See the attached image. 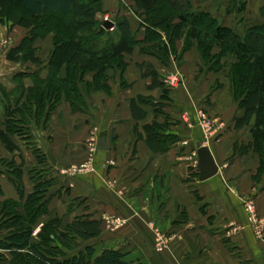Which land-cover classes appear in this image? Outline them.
Instances as JSON below:
<instances>
[{
	"label": "crops",
	"instance_id": "crops-1",
	"mask_svg": "<svg viewBox=\"0 0 264 264\" xmlns=\"http://www.w3.org/2000/svg\"><path fill=\"white\" fill-rule=\"evenodd\" d=\"M193 2L211 15L218 9L226 10L221 0ZM251 3L253 7L247 6L241 14L246 21L250 13L255 14L252 8L264 6V0ZM224 17L221 14L222 20ZM231 18L222 24L230 26ZM248 23L244 25L250 26ZM135 52L125 56L128 66L123 77L128 87L124 90L116 85L110 95L91 94L83 113H73L62 98L42 118L33 116L30 124L20 125L21 132L10 136L16 147L13 151L0 139V225L12 217L4 216L8 213L4 210L17 205L16 212L24 213L21 206L39 182L35 173L48 170L53 180L46 195L48 212L35 224L31 243H39L40 229L50 220L59 219L60 230L77 219L93 220L101 222L100 236L87 242L77 240L78 247L68 251L70 257L91 246L95 255L119 251L129 264H264V245L247 227L244 208L252 201L264 223V172H260L258 156L248 147L250 126L234 128V119L243 112L234 109L222 90L211 89L217 74L197 72L198 68L189 65L183 72V87L173 88L163 100L162 89L151 88L150 80L141 78L133 59ZM6 55L0 61V122L8 119L9 108L17 105L16 109H21L25 104L15 75L32 74L16 68ZM138 57L139 63L152 64L158 74L168 71L151 56ZM42 70L38 76L44 79L48 72ZM22 82L26 89L32 86L29 78ZM139 97L160 103L153 108L143 106L146 118L142 121L130 110L131 101ZM202 109L215 123L210 135L203 134L196 117ZM152 123L167 126L164 135H175V144L167 149L157 144L151 149L143 127ZM91 136L95 141L102 137L107 141L104 152L96 150L95 142L93 171L62 175V171L87 161ZM198 141L209 148L219 169L215 177L204 182L198 181L194 155ZM241 147L246 149L239 154ZM39 154L45 156V163L38 162ZM103 217L121 219L125 224L111 230ZM13 230L0 227V244L7 243ZM157 233L167 238L159 252ZM11 261L9 252L0 248V264Z\"/></svg>",
	"mask_w": 264,
	"mask_h": 264
},
{
	"label": "trees",
	"instance_id": "trees-1",
	"mask_svg": "<svg viewBox=\"0 0 264 264\" xmlns=\"http://www.w3.org/2000/svg\"><path fill=\"white\" fill-rule=\"evenodd\" d=\"M129 1L134 12L140 13L138 25L133 28L132 18L117 16L110 18L111 29H102L105 21L99 22L96 16L103 12V0H0V22L11 21L28 30L19 45L9 50L8 61L22 63L29 60L41 65V60L33 53L36 51L33 46L37 41L51 37L53 47L46 64V78L41 79L34 73L33 86L25 89L22 80L26 75H15L19 93L21 97L25 96V104L21 109H16V105L11 112L8 111V119L0 122L3 144L10 151L15 150L10 136L21 132L20 125H25L29 119L42 118L46 110L52 111L61 96L73 113H83L87 108L86 99L91 94L109 93L112 76L117 74L122 80L127 68L125 56L133 54L136 47L141 48L140 54L151 56L163 67H168L170 45L184 40L196 43L202 58L206 59L213 49L228 51L234 58L231 81L235 86L233 91L238 98V108L243 112L234 119V128L239 130L250 126L252 140L248 147L258 156L260 172H264V21L247 26L240 33L220 23L209 12L194 9L191 0ZM140 31H143L142 36L137 37L136 33ZM144 46H150L149 50H142ZM153 71L149 76L155 83L159 75ZM208 71L212 72L211 69ZM89 76L90 80L87 79ZM167 98V95L162 96L163 100ZM82 101L85 107L78 104ZM155 104L139 97L131 101L130 110L137 121H142L146 118L143 106L153 108ZM143 130L145 142L153 150L157 144L167 149L177 140L173 134L164 135L168 130L165 125L152 123ZM241 148L239 154L246 149ZM37 159L40 164L45 163L43 154ZM51 185L50 179H39L33 193L21 206L23 214L16 212L17 205L4 210L8 212H4V216L12 217L0 227L15 230L6 239L8 244H0V248L9 252L11 264H129L119 251L105 250L95 255L91 246H86L74 257L69 256L68 251L78 247L77 240L87 242L100 236V221L77 219L61 232L60 220L53 219L41 227L40 242L31 243L35 224L48 212L46 195ZM68 240L73 244L67 246ZM48 243L52 244L53 250L49 255L41 250Z\"/></svg>",
	"mask_w": 264,
	"mask_h": 264
},
{
	"label": "rangeland",
	"instance_id": "rangeland-1",
	"mask_svg": "<svg viewBox=\"0 0 264 264\" xmlns=\"http://www.w3.org/2000/svg\"><path fill=\"white\" fill-rule=\"evenodd\" d=\"M192 1V5L194 9H198V10H202L196 7V5L194 4V0ZM221 1H225L226 4V10L221 11L220 9H218V11L216 10L215 14L212 16L214 18H217L219 20L220 23H222V21H224L225 19H227L229 21V17L231 18V23L229 27L234 28L237 32L242 33V31L248 26V25H244V23L247 24V21L249 20L250 25H253L255 23H262L264 21V6L261 9L255 10L254 8H252L251 10L253 12H255V17L254 15H252V13H250L249 18L246 17V19H248L247 21L245 20V17L241 14H244L246 12V7H253L251 0H221ZM105 4H104V8H103V12L100 14H97V19L99 22L101 21H110L111 19H114V17L117 16H122V17H128V18H132L134 21V27L135 28L139 23V16L140 13H135L132 7V3L129 0H105ZM219 2V1H218ZM119 8V9H118ZM118 9V10H117ZM204 11V10H202ZM257 13V14H256ZM221 14H225V17L223 18V20L221 19ZM242 17V19L240 20V18ZM105 18V19H104ZM244 22V23H243ZM110 32V31H109ZM142 32L140 31L137 34V37H141L142 36ZM28 34V30H26L25 28H22L20 26L14 25L11 21L9 22H4L1 23L0 22V61L2 60L1 58H4L5 53L9 52L10 49L16 47L17 45H19V43L21 42V40ZM51 37H48L46 39L40 40L39 43H36L33 47L36 51H34V55L35 57L39 58L41 60V65H36L34 63H32L31 61H24V62H20V63H14L13 65L16 66V68H22L24 69V72H28V73H32L27 77L24 78H29L32 86H33V80H32V76L34 73L40 72V70L47 71V66L46 64L48 63V57L49 54L52 50V41H51ZM149 47H142V50H149ZM141 48L136 47L134 51H136L134 53V61L137 62L136 63V67L140 68L141 71V78H145L146 80H150L151 83V88H152V84L153 87H157L159 85V83H161V85H159V87L162 89V96H165L172 92L173 89H169L167 88L166 84H165V78L167 76H171L173 74H176L178 76L179 79V84L180 86L183 87L185 81H184V76L185 75L183 72L186 71L187 66H191V67H196L198 68L197 72H199L201 70V72L205 73L206 71H208V69H211L213 74H217V79H215L214 82H212V86L211 89H217V90H222L223 94L222 96L225 97H229V102L230 104L234 107V109L238 108V98L237 96L234 94V85L232 83V78H233V68H232V64H234L235 60L234 58L230 55V53L228 51H223L220 52V50L218 49H213L211 50L209 56L205 59L202 58V56L200 55V48L198 47V45L196 43H192V42H186L184 40L179 41V42H175L172 43V45H170L169 48V56H170V63L168 67H165L166 70L168 71H164L162 70V72H160L159 78H157L155 80V83L152 81L151 76H149L151 70L154 69V71L156 73H158V69L155 68L152 64L150 63H139L138 61H140V58L138 57L139 55H144V54H140L139 51ZM7 58V55H6ZM196 61V63L194 62ZM141 62V61H140ZM13 63V62H10ZM125 63L127 64V62L125 61ZM121 65H124V63L122 62ZM44 66V67H43ZM128 66V64H127ZM155 66L157 67V65L155 64ZM42 67V69H40ZM234 67V66H233ZM237 67V66H235ZM156 69V70H155ZM126 70V69H125ZM149 70V72L147 71ZM153 71V72H154ZM23 72V73H24ZM110 72L112 73V70H110ZM22 73V72H21ZM26 75V74H25ZM90 79V76H89ZM122 82V83H121ZM121 83V84H120ZM109 85H110V91L113 90V87L116 88V85H121L124 88H120V86H118L121 90H124L126 87H128V84L125 82L124 77H122V80H119V77L116 76H112V79L109 81ZM163 85V86H162ZM31 86V87H32ZM187 86V84H186ZM29 87V88H31ZM26 89V88H25ZM169 90V91H167ZM110 91H109V95H110ZM62 98L64 99V96H61V98L59 99L58 103L62 100ZM148 99V98H146ZM203 101L205 102V99L203 98ZM83 103V101L81 102ZM80 104V107H85L84 103L83 105ZM239 109V108H238ZM206 114V110L202 109ZM9 111H12V108ZM208 115V114H207ZM32 119H29V121L25 122V125H28L31 123ZM213 121V120H212ZM85 164L84 162L81 164L83 165ZM79 165V166H81ZM78 166V167H79ZM64 175V174H62ZM38 179H42L43 181H49V171L48 170H42L39 172L35 173V176ZM53 182V180H51ZM45 216V215H43ZM41 216V217H43ZM104 218V217H103ZM105 223V222H104ZM106 225V224H105ZM61 232H65L66 230H60ZM1 237H3L2 235H0ZM40 242V240H38ZM66 242V241H65ZM64 242V244H65ZM69 242V243H68ZM68 242L66 243V245H72L73 243L70 242L68 240ZM75 243V242H74ZM52 244H45V248L41 247V250L44 252H47V254L49 255L51 252H53V250L51 249ZM157 251V249H156ZM162 251V250H160ZM159 252V251H158Z\"/></svg>",
	"mask_w": 264,
	"mask_h": 264
},
{
	"label": "built area",
	"instance_id": "built-area-1",
	"mask_svg": "<svg viewBox=\"0 0 264 264\" xmlns=\"http://www.w3.org/2000/svg\"><path fill=\"white\" fill-rule=\"evenodd\" d=\"M165 84L167 88L173 89L178 86L179 79L176 74L171 75L170 77L167 76L165 78ZM196 117L199 123V126L203 132L204 135H210L215 130V123L210 119V117L203 111L198 110L196 112ZM95 138L94 136H91V138L88 140V147H89V158L85 162V164L81 166H72L70 169L66 171H62V174L67 175H74L82 172H92L93 171V156L96 153L95 150ZM195 155V154H194ZM245 212L247 213V227L251 231L253 237L262 243L264 245V223L259 219L257 216V212L255 209V206L252 201H249L245 205ZM103 222H105L106 227L108 229L114 230L122 227L125 224V221L121 219H116L113 217H104L102 218ZM156 240V249L157 251L162 250L165 247L167 238L162 236L161 234H156L155 236Z\"/></svg>",
	"mask_w": 264,
	"mask_h": 264
},
{
	"label": "water",
	"instance_id": "water-1",
	"mask_svg": "<svg viewBox=\"0 0 264 264\" xmlns=\"http://www.w3.org/2000/svg\"><path fill=\"white\" fill-rule=\"evenodd\" d=\"M112 27V22L105 21L102 29H111ZM202 143V141H198L195 144L196 168L199 182H204L215 177L219 171L209 148ZM96 150L101 152L107 150V141L105 138L102 137L97 139Z\"/></svg>",
	"mask_w": 264,
	"mask_h": 264
}]
</instances>
